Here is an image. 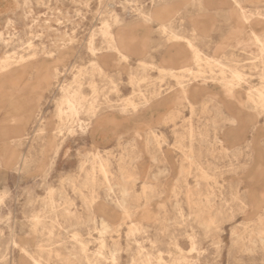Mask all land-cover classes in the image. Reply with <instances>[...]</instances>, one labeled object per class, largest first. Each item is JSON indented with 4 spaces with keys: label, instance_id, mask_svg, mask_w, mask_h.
<instances>
[{
    "label": "rangeland",
    "instance_id": "1",
    "mask_svg": "<svg viewBox=\"0 0 264 264\" xmlns=\"http://www.w3.org/2000/svg\"><path fill=\"white\" fill-rule=\"evenodd\" d=\"M0 264H264V0H0Z\"/></svg>",
    "mask_w": 264,
    "mask_h": 264
},
{
    "label": "bare ground",
    "instance_id": "2",
    "mask_svg": "<svg viewBox=\"0 0 264 264\" xmlns=\"http://www.w3.org/2000/svg\"><path fill=\"white\" fill-rule=\"evenodd\" d=\"M164 27V26H163ZM166 27V26H165ZM105 29V28H104ZM166 29V28H165ZM106 30V29H105ZM104 30L102 29V32H103ZM105 32V31H104ZM103 32V33H104ZM110 35V34H109ZM111 36V35H110ZM106 37V36H105ZM111 38V37H110ZM174 39L176 38V37H173ZM177 39V38H176ZM92 42V41H91ZM93 45V44H92ZM190 48V47H189ZM114 50V49H113ZM92 51H93V47H92ZM117 54L119 53L118 51H115ZM192 53V52H191ZM193 55V54H192ZM93 56V55H92ZM200 57V56H199ZM201 60V59H200ZM198 61V60H197ZM95 62V61H94ZM200 62H203L202 60L200 61ZM92 63H93V61H92ZM96 63V62H95ZM94 64V63H93ZM197 64V63H196ZM199 65H201V64H199ZM198 65V66H199ZM206 65V64H205ZM196 66V65H195ZM94 67H95V65H94ZM202 68L204 67V62H203V66H201ZM201 67H199L200 69H201ZM97 68H99V70H100V68H102L101 66H99L98 64H97ZM142 68V67H141ZM144 68V67H143ZM196 68H198V67H196ZM198 68V69H199ZM205 68V67H204ZM95 69H96V67H95ZM197 69V70H198ZM206 69V68H205ZM157 70V69H156ZM188 70V69H187ZM204 70V69H203ZM101 71V70H100ZM103 71V70H102ZM158 71H161V72H166V71H163V69L162 70H158ZM199 71V70H198ZM105 72V71H104ZM187 72H189V71H187ZM202 72V71H201ZM204 72V71H203ZM202 72V73H203ZM201 73V74H202ZM233 73H235V72H233ZM159 74H160V72H159ZM171 74V73H170ZM197 74H198V72H197ZM197 74H195V76L193 77L194 79H195V77L197 76ZM164 75V74H163ZM193 75V74H192ZM237 75V74H236ZM159 76H161V74L159 75ZM200 76H203V75H200ZM199 76V77H200ZM233 76V75H232ZM235 76V75H234ZM243 76V75H242ZM167 77V76H166ZM168 77H169V73H168ZM173 77H174V79H176L175 77L176 76H174L173 75ZM172 76H171V78H173ZM178 77H180V76H178ZM184 77V76H183ZM239 77H240V75H239ZM182 78V77H181ZM235 78H237V76L235 77ZM159 79H161V78H159ZM164 79V78H163ZM180 79V78H179ZM184 79V78H183ZM182 80V79H181ZM222 80H224V79H222ZM183 81V80H182ZM181 81V82H182ZM184 83V82H183ZM186 84V83H185ZM227 85V84H226ZM177 86L180 88V92L185 96V97H188L189 95H190V91L191 90H194L195 88H192L191 89V87L189 86V88H184V87H182L181 85H178L177 84ZM231 87V86H230ZM229 88V87H228ZM227 88V89H228ZM225 90H226V88H225ZM230 91V90H229ZM229 91H228V94H226L229 98H231V99H233L235 96H234V94L231 92V93H229ZM225 92V91H224ZM227 92V91H226ZM193 93V92H192ZM189 98V97H188ZM148 101H146L145 100V102L144 103H147ZM130 104H132L131 102H130ZM188 104H190V102H189V100H188ZM191 107V106H190ZM68 109V108H67ZM133 109H134V107H133ZM69 110V109H68ZM95 110V109H94ZM75 112V111H74ZM69 113H70V110H69ZM93 117H94V115H93ZM99 164V163H98ZM101 164V163H100ZM102 167V166H101Z\"/></svg>",
    "mask_w": 264,
    "mask_h": 264
},
{
    "label": "crops",
    "instance_id": "3",
    "mask_svg": "<svg viewBox=\"0 0 264 264\" xmlns=\"http://www.w3.org/2000/svg\"><path fill=\"white\" fill-rule=\"evenodd\" d=\"M116 49H117V51L119 52L118 54H121V51H120V48L116 45ZM122 55V54H121ZM107 58H110V56L109 57H107ZM161 62H165V64H164V66H168V67H170V68H174V69H177L178 68V66H181V64H182V60H181V57L180 56H172V54L170 53V55L168 56V54H166L163 58H162V60H161ZM171 70V69H170ZM37 90H40V87H39V84H36V87H35ZM192 95L194 96V95H196V93L195 92H193L192 93ZM163 108V107H162ZM39 113V112H38ZM37 117H38V114L36 115V117H35V121H34V123H36V121H37Z\"/></svg>",
    "mask_w": 264,
    "mask_h": 264
}]
</instances>
